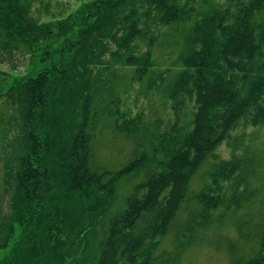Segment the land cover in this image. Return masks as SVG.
<instances>
[{"label":"trees","instance_id":"trees-1","mask_svg":"<svg viewBox=\"0 0 264 264\" xmlns=\"http://www.w3.org/2000/svg\"><path fill=\"white\" fill-rule=\"evenodd\" d=\"M76 1L41 21L0 0V264H180L221 226L228 264H264V0ZM134 83L166 119L121 121Z\"/></svg>","mask_w":264,"mask_h":264},{"label":"rangeland","instance_id":"rangeland-1","mask_svg":"<svg viewBox=\"0 0 264 264\" xmlns=\"http://www.w3.org/2000/svg\"><path fill=\"white\" fill-rule=\"evenodd\" d=\"M37 1L38 2L35 3L32 7L31 14L34 17H39L41 21H50L53 17H59V15H61L62 17H66L72 14L78 8V6H80V3L76 0ZM1 58L2 57L0 56V59ZM28 67L29 66L27 65V63L23 62L18 65L17 70L14 71L13 74H23L24 72H27ZM0 70L6 71L8 73L11 72L10 66L7 63H0ZM131 88L132 89L129 94L122 97L121 105L119 107L122 122H128L136 117H139L144 121H154L156 117H161L162 119H166L168 117L166 116L165 112H169V108L164 110V108L158 103L157 94L152 93L148 96V98H145V96H143L141 92L142 87H140L139 83H134ZM238 131L240 130L238 129ZM253 131L255 133L259 132V139H257V143H264L263 131H257V129L248 127L246 129V134L249 135ZM235 132H233L232 135H235ZM247 142L248 141L246 140L245 144H247ZM130 151V144L124 143L120 139H117L115 141H112V138L104 139L101 142L100 165L109 171H116L128 161V159L130 158ZM231 155V151L227 148L226 143H223L216 150V156L219 159L228 160L230 159ZM260 157L264 158V150L263 153H260ZM203 171H205V169L200 173H203ZM193 186L194 184L191 185L190 191H192ZM1 191L2 186L0 185V195ZM1 204L3 210L6 211L7 200L2 201ZM254 215L255 212L253 210L243 211L236 216V220L246 221L248 217H252V219H255ZM182 219L183 218L179 219L177 224H180V222H182ZM251 230L252 225L246 226V232ZM172 234L173 232L161 241L156 251L157 254L161 252L171 251ZM208 236L209 238H211V240H213L214 238V240L217 241L218 246L212 248L205 245L202 248H195L193 250H190L185 254L180 264H228V254L227 250L225 249V243L235 242L237 235L231 228H228L227 226H221L219 229L211 231ZM244 248L249 247L245 246ZM3 254L4 250H0V256H2Z\"/></svg>","mask_w":264,"mask_h":264}]
</instances>
